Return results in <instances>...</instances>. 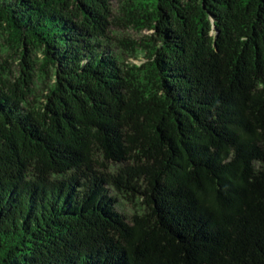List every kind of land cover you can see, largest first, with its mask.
<instances>
[{
  "label": "trees",
  "instance_id": "trees-1",
  "mask_svg": "<svg viewBox=\"0 0 264 264\" xmlns=\"http://www.w3.org/2000/svg\"><path fill=\"white\" fill-rule=\"evenodd\" d=\"M0 264H264V0H0Z\"/></svg>",
  "mask_w": 264,
  "mask_h": 264
},
{
  "label": "rangeland",
  "instance_id": "rangeland-1",
  "mask_svg": "<svg viewBox=\"0 0 264 264\" xmlns=\"http://www.w3.org/2000/svg\"><path fill=\"white\" fill-rule=\"evenodd\" d=\"M131 34V36H134V37H136L137 35L136 34H134V33H132V32H130ZM131 209V207L128 205V204H126L125 205V211H126V213H128V211Z\"/></svg>",
  "mask_w": 264,
  "mask_h": 264
}]
</instances>
